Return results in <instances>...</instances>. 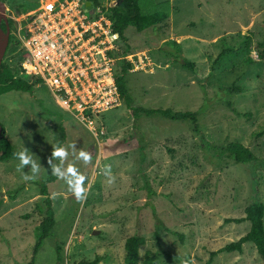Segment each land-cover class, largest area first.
I'll use <instances>...</instances> for the list:
<instances>
[{"label":"rangeland","instance_id":"1","mask_svg":"<svg viewBox=\"0 0 264 264\" xmlns=\"http://www.w3.org/2000/svg\"><path fill=\"white\" fill-rule=\"evenodd\" d=\"M2 1L8 18H23L42 0ZM103 2L109 10L120 4ZM139 5L142 14L163 11L168 19L142 33L129 28L126 41L117 37L115 76L126 57L145 61L127 74L133 106L196 112L199 129L159 115H142L135 127L122 99L120 107L91 123L94 133L59 109L39 83L32 84V94L0 96V123L12 147L27 148L40 165L35 179H25L34 175L30 165L19 168L17 158L0 162V264L33 258L35 264H78L98 257L100 264H125V242L134 235L145 238L139 264L147 252L153 264H207L212 252L250 229L249 222L225 221L243 218L253 202L264 204V133L259 135L264 62L255 48L264 39V0H140ZM172 41L180 52L166 44ZM228 50L237 55L216 63ZM183 60L195 64L194 72L181 66ZM3 61L18 74L21 58L14 43ZM23 77L32 81L30 74ZM231 143L250 149L256 161L237 164L222 152ZM57 147L68 153L63 160L53 156ZM56 166L72 171L67 179L49 183ZM76 176L83 177L82 199L71 191ZM43 186L56 224L35 255L40 210L46 209ZM212 264L264 262L246 243L241 253H220Z\"/></svg>","mask_w":264,"mask_h":264},{"label":"built area","instance_id":"2","mask_svg":"<svg viewBox=\"0 0 264 264\" xmlns=\"http://www.w3.org/2000/svg\"><path fill=\"white\" fill-rule=\"evenodd\" d=\"M85 0H42L23 18L10 16L13 42L20 55L18 78L30 74L29 84L39 83L51 93L59 109L91 126L100 115L121 106L116 82L115 42L109 7ZM93 11V12H92ZM145 60V58H144ZM124 62L139 70L145 61Z\"/></svg>","mask_w":264,"mask_h":264},{"label":"trees","instance_id":"3","mask_svg":"<svg viewBox=\"0 0 264 264\" xmlns=\"http://www.w3.org/2000/svg\"><path fill=\"white\" fill-rule=\"evenodd\" d=\"M90 1L94 6H102L105 7L103 0H85ZM140 0H120L119 5H115L110 7L111 19L113 21V31L114 34L121 40L126 41V31L129 28L134 29L138 33L145 32L147 30H152L157 28L158 26L164 24L168 19V14L163 11H156L150 14H142L141 8L139 5ZM3 29H6V25L2 24ZM9 27L10 30H13L12 20L9 19ZM13 36H10V45H12ZM167 45L175 46L177 52H180L181 49L176 42H168ZM257 57L259 60L264 62V39L256 45ZM8 51V49H7ZM228 55H237L235 51H223L217 58L216 63L219 62L223 57ZM247 63L251 64L253 61L251 59H247ZM181 66L184 69L190 70L194 72L195 64L191 63L187 60H183ZM133 65L131 63H127L122 65V70L119 76L116 78V82L119 88L120 95L122 99L126 102L127 106L131 110L135 123L134 126L137 127L139 118L144 115L147 117L152 116H161L163 118L177 121V122H191L194 123L195 128L199 129L198 124V115L196 112H175L171 109H145L143 107L133 106V98L128 90V81L127 74L128 71L132 69ZM25 92L32 94L34 91V85H31L20 78H18L17 73L7 67L4 63L0 65V96L5 95L9 92ZM3 127L2 136L0 139V162L8 161L11 158H17V151L12 147L10 140L6 136L5 127ZM264 133L260 132L259 135ZM226 154L232 156L234 161L239 165H245L251 162L256 161V156L254 153L243 146L240 143H231L223 148V151ZM58 179L57 175L51 176L47 182L52 183ZM43 196L46 197L44 201L45 211L40 210L44 217L41 223L36 227V231L38 233L39 242L35 247V255L39 251V249L43 246V242L45 239L49 238L52 234L53 228L55 227V216L52 208V202L49 198V192L46 189V186H43L42 193ZM14 196H12L13 198ZM228 223L242 224L244 222L250 223L249 231L242 236L237 242L231 243L223 247L222 249L212 252L210 254L209 260L207 264H212L213 259L220 253H233L238 252L241 253L243 251L244 245L246 243H252L261 259L264 262V204L262 202H253L249 204L245 208V216L243 218L238 219H227L225 221ZM177 235V233H174ZM183 238L182 235H178ZM158 237V236H157ZM145 245V238L142 236L134 235L128 238L125 242V264H139L140 263V247ZM57 252L60 258L61 248L57 247ZM34 255V256H35ZM187 262H190V257L186 258ZM101 259L98 257L94 261L91 262H81L78 264H100ZM25 264H35V259L33 258L31 261ZM143 264H153V255L150 252L145 254V259Z\"/></svg>","mask_w":264,"mask_h":264},{"label":"clouds","instance_id":"4","mask_svg":"<svg viewBox=\"0 0 264 264\" xmlns=\"http://www.w3.org/2000/svg\"><path fill=\"white\" fill-rule=\"evenodd\" d=\"M17 159L19 160V168H23L26 165L31 166V171L34 174L31 177L25 176V179H35L37 174L39 172L40 165L32 159V156L29 155V150L25 148L24 150L18 152L15 154ZM68 155L66 150L62 147H57L54 149L53 156L60 157L62 160ZM80 158L84 160L85 163L88 162V155L84 152L80 153ZM71 169H62L60 166H56L52 168V173L57 175L58 178L61 179H67L69 173L71 172ZM83 184V177L82 176H76L71 179L70 187L71 191L75 194L77 199H82L84 196V188L81 186Z\"/></svg>","mask_w":264,"mask_h":264},{"label":"water","instance_id":"5","mask_svg":"<svg viewBox=\"0 0 264 264\" xmlns=\"http://www.w3.org/2000/svg\"><path fill=\"white\" fill-rule=\"evenodd\" d=\"M85 6L88 9H92L93 5L92 2L86 1ZM6 10H7L6 4L2 0H0V65L2 64L6 56L7 49L10 43V36H11V30L9 27V18L7 16ZM2 24L6 25L5 30L3 29ZM2 132H3V127L2 124L0 123V139L2 136Z\"/></svg>","mask_w":264,"mask_h":264}]
</instances>
